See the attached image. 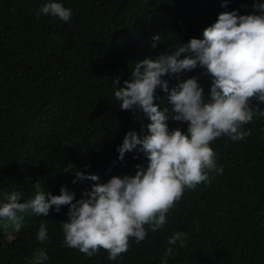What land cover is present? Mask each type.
Wrapping results in <instances>:
<instances>
[{
	"label": "trees",
	"instance_id": "1",
	"mask_svg": "<svg viewBox=\"0 0 264 264\" xmlns=\"http://www.w3.org/2000/svg\"><path fill=\"white\" fill-rule=\"evenodd\" d=\"M49 2L72 10L65 22L36 13ZM0 0V206L5 195L34 198L35 185L52 195L62 186L84 198L96 181L77 180V171L99 176H134L148 160L137 151L118 159L127 132L143 137L151 122L140 110H122L113 81L131 79L135 63L175 52L179 43L203 39L205 28L218 14H259L253 8L264 0ZM160 43L152 47L153 37ZM183 58V56L181 57ZM192 71L162 77L169 89L196 77L208 96L210 75ZM154 101L166 113L169 131L187 133V122L175 113L167 94L157 89ZM257 101H252L255 108ZM264 111V104L259 105ZM233 141L228 136L211 143L222 174L209 173L210 182L185 188L157 231L145 225L146 238L129 239L128 251L109 260L101 249L87 257L64 245L62 223L69 206H55L49 215L18 213L22 227L15 232L0 218V264H34L45 251V264H264V117L255 116ZM90 165V167H86ZM71 172H68L71 170ZM48 239L37 240L41 224ZM176 232L184 243L169 245ZM171 247V255L165 256Z\"/></svg>",
	"mask_w": 264,
	"mask_h": 264
},
{
	"label": "clouds",
	"instance_id": "2",
	"mask_svg": "<svg viewBox=\"0 0 264 264\" xmlns=\"http://www.w3.org/2000/svg\"><path fill=\"white\" fill-rule=\"evenodd\" d=\"M227 7V0L222 4ZM259 14L238 15L237 11L222 12L214 24L203 31V39L191 38L179 43L171 54L161 53L156 59H144L135 63L131 79L113 81L117 88L114 95L122 110L140 109L151 121L148 134L141 137L135 131L126 133L118 147L119 160L134 150L143 153L147 167L136 165L134 176H113L107 183H99V176L77 171V180L96 181L84 198L74 201L75 193L62 186L59 195L40 190L34 198L21 201V193L5 195L6 203L0 206V218L5 227L19 232L23 217L18 213L48 216L55 206L68 205L67 221L62 223L64 245L78 249L87 257L101 249L107 251L109 260L128 251L129 239L139 243L146 238L148 225L152 231L159 230L166 222V214L178 202L185 188L195 189L202 182H210L209 173L222 174L217 167L216 153L210 146L222 136L233 141L245 139L250 133L242 127L255 116L264 117L259 105L264 104V3H255ZM59 18L67 22L72 10L62 3L43 4L36 13ZM152 47L160 43V36L153 37ZM183 56V58H181ZM211 76L208 96L196 77L188 78L169 89L165 75L172 76L196 69ZM167 94V101L175 115L172 119L187 122V133L177 128L169 131V109L161 110L155 103L157 89ZM252 101H257L255 108ZM90 167V165L86 166ZM69 170L68 172H71ZM185 233L176 232L169 245L177 241L183 245ZM48 239L47 226L41 224L37 240ZM172 248L165 256L171 255ZM45 251L34 258V264H45Z\"/></svg>",
	"mask_w": 264,
	"mask_h": 264
}]
</instances>
